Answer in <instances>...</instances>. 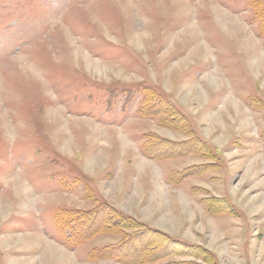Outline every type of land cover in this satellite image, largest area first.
Listing matches in <instances>:
<instances>
[{
    "label": "rangeland",
    "instance_id": "obj_1",
    "mask_svg": "<svg viewBox=\"0 0 264 264\" xmlns=\"http://www.w3.org/2000/svg\"><path fill=\"white\" fill-rule=\"evenodd\" d=\"M260 3L0 0V264H130L107 255L131 238L149 254V230L104 229L115 209L181 240L147 264H207L186 243L264 264ZM61 208L104 212L73 246Z\"/></svg>",
    "mask_w": 264,
    "mask_h": 264
},
{
    "label": "trees",
    "instance_id": "obj_2",
    "mask_svg": "<svg viewBox=\"0 0 264 264\" xmlns=\"http://www.w3.org/2000/svg\"><path fill=\"white\" fill-rule=\"evenodd\" d=\"M261 6V7H260ZM260 6L256 8V14L258 16V20L260 21V28H261V34L264 36V4L260 3ZM257 7V6H256ZM148 97V96H147ZM149 102V101H148ZM145 101L142 106H145V103H148ZM149 104V103H148ZM144 108V107H143ZM170 118V117H169ZM166 119V117H165ZM176 129H181L179 125H175ZM188 127V125H183L184 130ZM190 130L186 129L189 134H191L192 139L187 141L190 143L188 145L187 149H190V147L194 148V144L196 146V153L202 152V155L206 158H216L220 159V153L218 152V149H215L209 145H205L201 143V141L196 137L195 131L192 128H189ZM194 137V138H193ZM186 142V141H185ZM185 148V147H184ZM182 150V149H180ZM184 151V149L182 150ZM182 177V175H181ZM210 201V200H209ZM113 208V207H112ZM115 209V208H114ZM119 214L117 217L111 218L113 220L111 223L108 224H103L102 226L104 229L112 230L114 232H117L118 234L123 236H127L128 233L125 231V227H129L131 229H134L135 235L144 230H149V236L148 239L150 241H153V239H158L160 238L161 240L158 242H154L155 244H151L147 242V245H150L149 250L151 252L148 253H143V256L140 254H137V244L136 240L134 238H131L129 240L123 239L119 244L117 245H112L110 247L111 250L108 252V257H115L117 259H121L125 263H130V264H147L149 262H154V261H162L165 259L168 254V249L161 247L163 244L166 243L167 241H172L174 242V247L177 246L176 244H181V240H177L173 236L166 235L165 233L161 232L160 230L154 229L146 225L144 222H141L137 220L135 217H131L129 215H126L124 213H121L118 211V209H115ZM104 211H99V210H94V209H67V208H61L58 209L55 214H54V220L57 223V225L60 227V229L63 232L68 231V235H63L65 236V242H67L70 245H76V244H81L83 243L82 241L88 236V230L89 228L94 224L97 223V216L99 214H102ZM108 216V214H107ZM109 222L110 219L108 218ZM110 224V225H109ZM102 227V228H103ZM135 241H134V240ZM180 242V243H178ZM164 246V245H163ZM181 251L187 253V254H195L200 257H202L204 260H206L207 264H215L213 261L209 258L212 257V252L209 250H206L205 248H202L198 245H192L189 243H186L185 246L183 247L180 245ZM179 248L177 246L175 249ZM183 248V249H182ZM189 249V250H188ZM144 252V251H143ZM103 253V252H102ZM102 253H95L91 255L93 258H98L100 256L106 257ZM107 254V253H106ZM153 254V255H152ZM117 256V257H116ZM91 257V258H92ZM131 260V262H130ZM209 262V263H208ZM163 264H206V263H198L196 261H171V262H165Z\"/></svg>",
    "mask_w": 264,
    "mask_h": 264
},
{
    "label": "bare ground",
    "instance_id": "obj_3",
    "mask_svg": "<svg viewBox=\"0 0 264 264\" xmlns=\"http://www.w3.org/2000/svg\"><path fill=\"white\" fill-rule=\"evenodd\" d=\"M19 191H23V192H27V190L24 188V185H21L19 188ZM21 193V192H20ZM25 206V205H24ZM27 207V206H26ZM183 249V248H182ZM189 250V249H188ZM50 252L56 257V259L60 260L62 259V256L64 255L63 251H59L55 248V246L53 245V247L50 249Z\"/></svg>",
    "mask_w": 264,
    "mask_h": 264
}]
</instances>
